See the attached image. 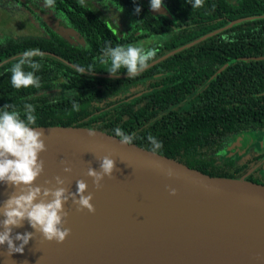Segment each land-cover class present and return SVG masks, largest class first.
Returning a JSON list of instances; mask_svg holds the SVG:
<instances>
[{"label":"trees","instance_id":"16d2710c","mask_svg":"<svg viewBox=\"0 0 264 264\" xmlns=\"http://www.w3.org/2000/svg\"><path fill=\"white\" fill-rule=\"evenodd\" d=\"M39 1L18 5L38 20L32 3ZM92 1L48 7L77 42L53 30L0 39V108L14 105L23 118L24 105H34L35 127H91L111 136L119 127L149 152L151 134L163 144L155 154L210 177L264 186V151L226 156L242 135L264 132V0H204L198 8L193 0H162L160 14L149 0H104L129 18L127 30L105 20ZM106 42H145L157 54L134 78L124 68L112 75L99 59ZM28 49L43 53L34 58L41 86L14 89L8 70Z\"/></svg>","mask_w":264,"mask_h":264},{"label":"water","instance_id":"95a60500","mask_svg":"<svg viewBox=\"0 0 264 264\" xmlns=\"http://www.w3.org/2000/svg\"><path fill=\"white\" fill-rule=\"evenodd\" d=\"M37 128L47 150L35 184L51 180V187L59 175L75 192L83 179L95 212L77 211L69 200L64 227L71 233L63 243L34 233L23 253L4 264H264V186L204 175L97 130L92 138L87 128ZM104 156L115 160V170L97 190L86 173L99 170ZM14 190L0 182V203ZM17 230L25 229H13V236L28 231Z\"/></svg>","mask_w":264,"mask_h":264},{"label":"clouds","instance_id":"9594fccd","mask_svg":"<svg viewBox=\"0 0 264 264\" xmlns=\"http://www.w3.org/2000/svg\"><path fill=\"white\" fill-rule=\"evenodd\" d=\"M85 0H79L80 6H84ZM46 6H52L54 0H44ZM193 8L202 7L204 0H193ZM162 6V0H150V7L158 11ZM140 8L135 9L136 13ZM223 39H227L224 37ZM157 49L146 48L143 45L127 44L112 46L106 42L99 58L103 64H109L108 73L117 75L124 68L128 78L136 77L148 67L149 61L155 58ZM43 57L39 49H28L9 68L10 83L14 89L35 87L40 88V77L36 74L42 68V64L35 57ZM83 74L86 70L77 68ZM73 110L78 111L79 105L73 102ZM36 107L26 103L24 105L23 118L14 105L6 104L0 108V182L11 186L15 190L6 200L0 203V246L7 245V256L13 253H23L24 247L34 238V233H41L49 242L63 243L70 235L71 229L64 227L68 212L64 205L71 200L77 206V211L87 209L94 213L95 207L91 203L93 194L87 192L88 184L85 180L76 181V191L70 192L65 187L66 180L61 176L54 177L55 184L51 187V180H45L44 184L36 185L35 181L44 171V161L40 154L47 150L44 141V132L38 131L35 115ZM89 137L94 138L97 131L94 128L86 129ZM114 134L122 145H132L135 135L126 134L123 129L117 127ZM147 140L151 144L150 151L158 152L163 144L156 137L149 134ZM62 163H66L62 161ZM115 170V160L109 156L100 158L99 170L89 167L86 175L92 178L94 187L99 190L104 178L112 177ZM65 173H70L71 168L65 166ZM169 175H172L171 170ZM87 192V194H86ZM170 195L175 196L177 191L169 186ZM27 220L34 232L17 233L12 235L14 228L23 226ZM15 241H20L19 246Z\"/></svg>","mask_w":264,"mask_h":264},{"label":"rangeland","instance_id":"374dc122","mask_svg":"<svg viewBox=\"0 0 264 264\" xmlns=\"http://www.w3.org/2000/svg\"><path fill=\"white\" fill-rule=\"evenodd\" d=\"M21 2V0H18ZM14 0H0V39L6 37H43L46 35L48 30H53L61 33L70 42H77L78 39L74 34L65 28L62 24L58 22V16L55 13H49V6L45 3L33 2V7H39V11H34V15L38 17V20H34L33 16H30L25 10L22 9L19 3ZM145 4L146 1L144 0ZM150 2V0H149ZM150 9V4H146ZM92 7L100 10L102 16L113 26L117 27L118 30H127L129 24V18L122 13L118 8L114 7L112 4L104 0H94L92 1ZM151 11H153L151 9ZM154 13L160 14L164 12V8L158 11H153ZM153 40L147 41L151 44ZM146 44L145 42L141 45ZM240 148V147H239ZM241 150V149H240ZM243 151V152H241ZM237 153V151L232 148L226 153L227 157H235L237 159L242 158L245 155L254 152L264 151V132H260L252 138L251 145L248 149H242ZM17 246L19 245L16 243ZM7 249V245L0 246V251Z\"/></svg>","mask_w":264,"mask_h":264},{"label":"bare ground","instance_id":"6f19581e","mask_svg":"<svg viewBox=\"0 0 264 264\" xmlns=\"http://www.w3.org/2000/svg\"><path fill=\"white\" fill-rule=\"evenodd\" d=\"M14 229H25V230H28L27 232H34V229H32L31 228V226H30V224H23V226L22 227H19V228H14ZM25 230H17V231H25ZM14 232H16V231H14ZM36 234V233H35ZM37 234H39L38 232H37ZM36 234V235H37ZM7 251L6 252H2V251H0V264H4V263H6L7 261H9V260H11V259H13V258H15V256H17L18 254H20V253H13L10 257L9 256H7ZM126 255H131L130 253H127L126 252ZM132 257H134L133 255H131ZM132 257H129V258H127V260H125V261H130L131 260V258ZM126 264V263H125Z\"/></svg>","mask_w":264,"mask_h":264},{"label":"flooded vegetation","instance_id":"af4514ba","mask_svg":"<svg viewBox=\"0 0 264 264\" xmlns=\"http://www.w3.org/2000/svg\"><path fill=\"white\" fill-rule=\"evenodd\" d=\"M252 138L253 137H251V136H247V135H242L239 139H237L234 143H235V145H234V149L237 151V152H239V151H241L242 149H248V146H250L251 145V141H252ZM247 142V143H246ZM244 146H243V145ZM240 147V148H239ZM241 149V150H240ZM241 152H243V151H241Z\"/></svg>","mask_w":264,"mask_h":264}]
</instances>
